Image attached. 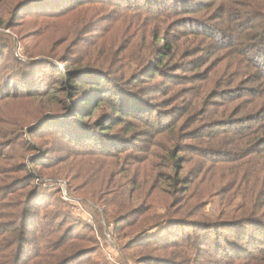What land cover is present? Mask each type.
Wrapping results in <instances>:
<instances>
[{
  "label": "rangeland",
  "instance_id": "obj_1",
  "mask_svg": "<svg viewBox=\"0 0 264 264\" xmlns=\"http://www.w3.org/2000/svg\"><path fill=\"white\" fill-rule=\"evenodd\" d=\"M17 2L0 0L1 231L10 221L1 216L2 205H8L3 195L20 187L28 167L40 175L32 182L48 196L44 206L26 202L33 208L20 222H36L34 212L41 217L36 230L22 236L24 247L30 242L41 246L51 230L58 238L75 237L71 240L77 248L98 264H113L105 255L109 238L123 251L124 264H264L261 234L253 243L229 237L230 248L221 241L213 250L199 241L193 247L150 243L151 231H140L158 221L180 219L187 225L185 235L201 236L200 230L210 231L211 224L244 215L245 181L251 174H242L237 161H206V144L200 145L190 132L196 123L213 127L226 120L236 105H223L234 95L227 91L253 83L251 76L234 72L250 75L255 70L240 63L229 45L236 30L251 37L256 32L251 28L259 26L254 21L264 24V0H156L147 7L143 0L128 7L94 1L69 4L70 10L63 13L32 3L16 10ZM259 46L264 50V44ZM41 54L104 66L121 81L116 87L136 98L145 114L125 115L122 123L105 130L115 145L112 150L72 142L47 128L48 122L33 127L43 113L59 110L60 100H69L55 87L63 65L53 62V73L38 66ZM95 57L106 62H91ZM216 88L220 96L213 98ZM222 92H227L223 99ZM191 108L197 110L193 124L183 121ZM247 109L238 110L234 118L247 115ZM107 114L110 110L101 103L84 122L92 126L102 117L109 122ZM222 140L218 146L234 147L232 141ZM172 151L176 157L170 163ZM260 196L264 201V179ZM254 213L264 216L260 210Z\"/></svg>",
  "mask_w": 264,
  "mask_h": 264
},
{
  "label": "trees",
  "instance_id": "obj_2",
  "mask_svg": "<svg viewBox=\"0 0 264 264\" xmlns=\"http://www.w3.org/2000/svg\"><path fill=\"white\" fill-rule=\"evenodd\" d=\"M94 1L112 2L127 7L128 5L136 6L139 4L138 0H19L14 8L17 10L27 3H32L40 6L41 10L63 13L70 10L66 8L69 4L71 6H77V4L93 3ZM143 1H145V7H147L150 2H155L156 0ZM254 22L259 24V26L251 28L256 29L254 35L251 32V37L250 35L246 37V34H242L243 32L238 33V30H236L232 34V41L229 45V49H236L234 51L240 63L246 62L249 69L252 67L255 70L254 75H249L248 71L234 72L239 76H251L253 83L246 84V89H243L241 85L237 86V84L232 90L227 91L234 95H230L223 105L229 104L230 102L234 103V101L236 105L234 112H231V115L226 120L217 122L213 127L208 126L206 123H204L206 125H198L196 123L192 128V132H190L192 139L206 144L205 149L202 148L205 152L204 159L206 161L210 163L237 161L239 162L238 164L242 174L245 172L251 174V177H247L248 180L245 181L247 192L243 193L244 203L242 207L244 215L211 224L212 229L210 231L206 229L207 227L200 230L203 232L201 236H199L200 232L196 236L185 235L184 231L187 225H185L186 222L180 219L158 221L152 224L153 226H150L152 228L146 227L140 230L143 233L151 231L150 234L152 235L147 239L150 243L155 241L158 243H167L172 246L179 245L180 247L186 244L193 247L194 243L199 241L201 245L208 243L211 249L217 250L215 248H217L218 243L221 241H224L228 248L231 247L229 237H242L246 240H251L250 242L253 243L256 234L264 236V216H257L254 213L259 210L261 213L264 212V201L260 196V184L264 179V50L260 49L259 46L264 44V37L262 35L264 24H261L259 20H255ZM1 24L2 22L0 21ZM225 37L227 38L228 36ZM164 44L170 50V44L167 41ZM257 46L259 48H256ZM4 47H6V44ZM50 53L52 52L49 51L48 54ZM43 55L41 54L38 60L35 61L36 65H45L46 68L52 69V73L56 70L55 65L52 64L53 62L63 65V72L60 73V71H57L55 75V82L59 84L55 87L59 89L61 94L67 95L69 100H60V109L55 110L56 112L47 111L43 113L38 119L39 122L36 120L33 123V127L48 122L47 128L60 133L64 138L72 142L93 143L96 146L98 145L99 148H109L112 150L115 145L111 140L106 138L107 132L105 130L112 128L114 123H122L125 115L145 114L142 111L144 107L137 103L136 98H130L129 95L124 96L123 91L121 92L116 87L121 81L112 75L109 69H105L104 66H100L97 63L90 64L89 62H83L84 58H46ZM165 56L166 54L160 56L161 63ZM95 61L101 63L106 62V59L97 57L91 59V62L94 63ZM162 71L163 73L167 72L166 68L162 69ZM220 85L219 83L216 86L219 87ZM217 89H213L215 94L213 98L218 95L220 96ZM227 92H222L221 99L225 98L224 95ZM211 95V93L207 95V100H211ZM207 102L206 106L211 101ZM101 103H106L107 109L110 110V114H107L110 121L106 122L102 117L97 123H93L94 125L92 126L85 123L84 117H92ZM211 104L214 105L215 103ZM246 105L247 110L250 112L245 116L234 118V113L246 108ZM206 106L203 109L204 113L207 112ZM68 109L71 110L67 114L62 115ZM196 111H192L191 108L183 121L190 120V124H193L196 120L194 117ZM200 126H203L201 128L202 133L200 132ZM33 127L31 128L33 129ZM221 138L232 141L234 147L232 149H225L218 146L217 141ZM235 142L238 145H235ZM202 143L200 145H203ZM175 157L176 154L172 151L170 154V163H173ZM26 169L22 183L19 184L20 187L15 186L6 195H3L2 200H6L8 205L7 207L5 204L2 205L5 207V211L1 213V216L8 218L10 221L6 223V229L4 231H1L0 228V264H98L94 258L88 256L87 252L80 251L81 249L77 248L76 241L71 240L75 237L66 240L68 238L66 234V237L61 235L58 238L52 236L55 231L52 232L51 230L44 234L43 237L46 240L41 246L31 242H26L28 243L26 247L22 246V236L28 235L29 229L36 230L35 225L39 224L41 217L38 212H34L31 215H34V218L37 217L36 222L34 219L29 224H25L24 221L20 222L21 218L29 216L27 212L33 208L32 206L26 205V202H34L32 203L34 206L38 204L44 206L47 203L45 202L46 196H48L46 190H39L38 183L35 184L32 182L33 180L38 182L37 177L39 178L40 175L37 174L35 176L32 168L27 167ZM129 191L131 195L133 190L130 189ZM262 208L263 210H261ZM38 233H43V229H39ZM201 237L204 238L200 240ZM39 239L41 237H37V240ZM92 253L94 252L92 251Z\"/></svg>",
  "mask_w": 264,
  "mask_h": 264
},
{
  "label": "built area",
  "instance_id": "obj_3",
  "mask_svg": "<svg viewBox=\"0 0 264 264\" xmlns=\"http://www.w3.org/2000/svg\"><path fill=\"white\" fill-rule=\"evenodd\" d=\"M109 245L105 249L106 256L107 258L113 263V264H122L123 262L121 261L122 259V251L116 246L114 241L109 238ZM118 260V261H117ZM122 262V263H121ZM124 264V263H123Z\"/></svg>",
  "mask_w": 264,
  "mask_h": 264
}]
</instances>
